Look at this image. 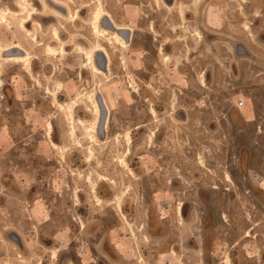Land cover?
I'll use <instances>...</instances> for the list:
<instances>
[{"label":"rangeland","instance_id":"rangeland-1","mask_svg":"<svg viewBox=\"0 0 264 264\" xmlns=\"http://www.w3.org/2000/svg\"><path fill=\"white\" fill-rule=\"evenodd\" d=\"M14 1L0 46L31 72L0 60V264H264V0H100L132 29L107 77L85 62L98 0L61 21L39 0L30 35Z\"/></svg>","mask_w":264,"mask_h":264},{"label":"flooded vegetation","instance_id":"flooded-vegetation-1","mask_svg":"<svg viewBox=\"0 0 264 264\" xmlns=\"http://www.w3.org/2000/svg\"><path fill=\"white\" fill-rule=\"evenodd\" d=\"M127 1H133V0H127ZM164 6L167 7V6H173L175 3H178L179 0H164ZM21 2L22 0H15L14 2H12V7L16 8V11H13L12 8H7V16L5 17H20L19 19V28L25 32V34L27 35H30V30L27 29V26L28 24H30L31 22H33V19L36 17L37 15V12L34 8V6H37V3L39 4L40 1L38 0H32V8L31 9H27V5H28V0H26V3H25V10L21 11V8H19L21 6ZM108 2H111V3H114L115 0H108ZM168 2V3H167ZM172 2V3H171ZM44 3L45 5L47 6H50L51 9H50V14L51 16L57 20V21H61L62 19H64L65 17L68 16L67 14V11L69 9V5L64 3V2H61V1H58V0H44ZM43 3V4H44ZM43 4H40L41 7L43 6ZM96 6H95V9H94V12L93 14L91 15V18L89 20V26L91 28V31H92V34L94 35L95 37V34H94V28H93V20L95 19L96 20V23H97V27H98V30L100 31H103V34L105 35V38H102V39H98V40H104L106 43H107V49L105 48V46L101 43H97L95 46H93L90 50L86 51L85 52V62H86V65L88 66V69L89 70H93V66H92V63L94 64L95 63V59L97 55H101V56H97V57H102L105 58V65H106V68L107 70H112V60L110 58V52L113 53L111 51V48H109V42H111V40H113L112 42H114L118 47H120L121 49H126V47L128 46L127 44L130 42L131 40V33H132V29L129 28L128 26H123L119 23H117V21L113 18V16L107 11L105 12V10L103 9V5L101 3L100 0H98L96 3ZM86 7V6H85ZM100 7V11L99 13H96L97 12V8ZM59 11H58V10ZM62 11H61V10ZM84 10L81 9L77 12V14H80L82 11ZM183 9H181L180 11V15H182ZM66 12V14L62 13V12ZM106 16V17H104ZM108 16V17H107ZM40 20L43 22L46 18L45 17H39ZM68 18V17H67ZM71 20L70 21H73V22H76V19H74V17L72 16L70 18ZM24 20V29H23V24L22 21ZM47 20V19H46ZM111 20V21H110ZM6 21H7V18H6ZM69 21V20H68ZM104 21V22H103ZM105 21H106V24L108 26H110V28L112 30H109L108 28L104 27L103 24H105ZM112 23V25L110 23ZM34 25L39 28L40 25L38 22H33ZM39 25V26H38ZM107 29V30H106ZM123 29V30H122ZM125 29H127L128 31H126ZM118 30V31H117ZM122 30V31H121ZM130 30V31H129ZM121 33H124L126 34V38L125 37H122L121 36ZM128 33V34H127ZM52 34H53V37L54 39L60 44V47H61V50L65 47H67V45H65L60 37V33H59V30L57 28H53L52 29ZM109 34L111 35V37L109 38ZM56 36L58 37V39L56 38ZM121 36V37H119ZM124 41H123V40ZM79 41V40H83V38H73L71 41L73 43H75L76 41ZM97 46H100L103 50H106L107 51V58L105 57L104 53L102 52H98V48ZM5 47V46H4ZM10 47H17L19 50H12V55L10 57H6V56H2V52L0 50V60H3L5 61L6 63H12L8 60H6L7 58H26L28 56L29 59H31V57L29 56L28 53L25 52V50H23L19 45H12ZM47 47H51V46H45L44 48V51H45V54L46 55H49L48 52H47ZM0 48H2L0 46ZM52 48V47H51ZM20 49L22 50L20 52ZM54 49V48H53ZM79 49V48H78ZM110 49V51H108ZM55 50V49H54ZM57 51V50H56ZM96 53V55L94 56V54ZM5 55V54H4ZM90 57V58H89ZM94 59V60H93ZM19 64H23V63H19ZM26 69V67H25ZM27 70V69H26ZM29 71H26L27 74H29V72H31V69H30V65H29ZM1 80V79H0ZM2 82V81H1ZM2 86V84H1ZM47 94V92H46ZM98 114V113H97ZM258 133H261V130H260V127L259 126H256V134ZM20 245V244H19Z\"/></svg>","mask_w":264,"mask_h":264},{"label":"bare ground","instance_id":"bare-ground-1","mask_svg":"<svg viewBox=\"0 0 264 264\" xmlns=\"http://www.w3.org/2000/svg\"><path fill=\"white\" fill-rule=\"evenodd\" d=\"M26 3V0L24 1V4ZM168 3V2H167ZM172 3V2H171ZM19 8H21V10L23 11V10H25V8L23 7V5L21 4V6L19 7ZM100 7H98L97 8V12L96 13H99V11H100ZM58 10V9H57ZM61 10V9H60ZM59 11V10H58ZM62 11V10H61ZM63 13V12H62ZM5 15H6V13H4L3 15H2V18L3 19H5ZM104 17H106V16H104ZM108 17V16H107ZM1 18V19H2ZM111 21V20H110ZM3 22H5L4 20H3ZM104 22V21H103ZM22 23L23 24H21V25H23V29H24V20L22 21ZM110 23V22H109ZM92 24H93V28H94V34H95V37L97 38V39H102V38H105V35L103 34V31H100V30H98V27H97V23H96V20L94 19L93 20V22H92ZM111 25H112V23H110ZM104 25V24H103ZM39 26V25H38ZM245 29H249V28H247L246 26H245ZM107 30V29H106ZM123 30V29H122ZM121 30V31H122ZM126 31H128L127 29H125ZM118 31V30H117ZM130 31V30H129ZM128 34V33H127ZM119 37H121V36H119ZM123 37V36H122ZM121 37V38H122ZM131 37V36H130ZM56 38L58 39V37L56 36ZM127 39V38H126ZM123 40V39H122ZM34 41V40H33ZM124 41V40H123ZM110 43V42H109ZM97 48H98V51H97V53L98 52H102V53H104V55H105V57L107 58V51L106 50H103L100 46H97ZM238 48H242V46L240 45ZM245 48V47H244ZM243 49V48H242ZM246 49V48H245ZM0 50L1 51H3L2 52V56L4 57V56H6V57H10L11 55H12V50H19L17 47H3L2 46V48H0ZM47 51H48V54L50 55L51 54V56H52V54H57V52L55 53V50L53 49V48H51V47H47V49H46ZM63 50V49H62ZM22 50L20 49V52H21ZM64 51V50H63ZM62 51V52H63ZM5 54V55H4ZM96 55V53L94 54V56ZM54 56V55H53ZM97 56H101V55H97ZM96 56V58H94L95 59V63L93 64L92 63V66H93V71L95 72V73H99V74H101V75H103V76H105V77H107V75L109 74V72H110V70L108 69L107 70V68H106V65H105V67H104V69L103 68H101V60H102V62L104 61V64H105V58H103V56L102 57H97ZM90 58V57H89ZM165 58V57H164ZM93 59V60H94ZM167 59V58H166ZM6 60H8V61H10V62H15V63H23L25 66H26V68L30 65L29 64V58H28V56L26 57V58H7ZM167 60H169V59H167ZM49 92V91H48ZM47 92V93H48ZM91 100H93V99H91ZM61 107V109L62 110H64V108L62 107V106H60ZM92 107H93V113L94 114H96L97 112H98V118H97V120H96V128H95V132H98V129H99V118H100V114H101V110H100V107H99V105H98V103H97V100L96 101H92ZM67 111H70V108L69 109H67ZM155 112V111H154ZM154 115V114H153ZM71 124H73L74 125V122H72ZM105 125V124H104ZM52 127H50V129H51ZM74 130V129H73ZM89 130V134H90V136H89V140H90V142H95V138H94V136H93V132H94V126H92L90 129H88ZM128 134V133H127ZM127 136V135H126ZM125 136V137H126ZM130 136V135H129ZM129 138H131V137H129ZM126 139H128V138H126ZM54 146V145H53ZM128 151V150H127ZM89 154V153H88ZM128 154H129V152H128ZM92 158V157H91ZM90 159V158H89ZM91 160V159H90ZM89 160V161H90ZM202 162V161H201ZM131 174H132V172H131ZM102 180H104V179H102ZM228 180H229V177H228ZM93 182V181H92ZM215 188V187H214ZM217 188V187H216ZM95 189V188H94ZM94 191V190H93ZM96 197V196H95ZM98 200V199H97ZM119 203V202H118ZM120 204V203H119ZM118 204V205H119ZM21 246V245H20ZM20 258V256H18V258L17 259H19ZM19 261V260H18ZM22 261V260H21ZM5 264H11V263H5Z\"/></svg>","mask_w":264,"mask_h":264},{"label":"water","instance_id":"water-1","mask_svg":"<svg viewBox=\"0 0 264 264\" xmlns=\"http://www.w3.org/2000/svg\"><path fill=\"white\" fill-rule=\"evenodd\" d=\"M104 27L108 28L109 30H112L110 28V26H108L106 24V21H105ZM121 36L126 38V34H124V33H121ZM104 67H105L104 61L102 62V60H101V68L104 69ZM97 103H98L100 110H101V114H100V118H99V129H98V131L102 132L103 128H104V124H105V107L103 106V102H101V99H98Z\"/></svg>","mask_w":264,"mask_h":264},{"label":"built area","instance_id":"built-area-1","mask_svg":"<svg viewBox=\"0 0 264 264\" xmlns=\"http://www.w3.org/2000/svg\"><path fill=\"white\" fill-rule=\"evenodd\" d=\"M235 106L238 110L242 109L244 107V102L242 100H239L235 103Z\"/></svg>","mask_w":264,"mask_h":264}]
</instances>
